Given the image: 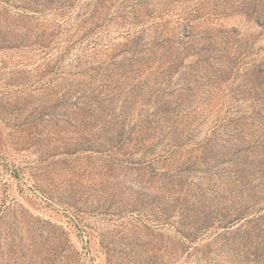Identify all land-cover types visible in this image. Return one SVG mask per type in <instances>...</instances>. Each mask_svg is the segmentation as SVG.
<instances>
[{
    "label": "rangeland",
    "instance_id": "374dc122",
    "mask_svg": "<svg viewBox=\"0 0 264 264\" xmlns=\"http://www.w3.org/2000/svg\"><path fill=\"white\" fill-rule=\"evenodd\" d=\"M97 1L0 0V264H29L19 257L29 250L31 264H56L60 228L76 264H131L119 243L124 254L110 256L104 232L114 238L132 218L133 196L144 209L133 242L145 249L134 264H255L253 249L207 248L222 225L182 249L171 224L182 229L176 198L189 185L214 205L209 172L259 133L250 113H264V0ZM132 9L136 24L122 19ZM128 31L150 52L131 54ZM130 59L145 61L137 77ZM164 98L159 133L150 114ZM259 213L264 197L246 215Z\"/></svg>",
    "mask_w": 264,
    "mask_h": 264
},
{
    "label": "trees",
    "instance_id": "16d2710c",
    "mask_svg": "<svg viewBox=\"0 0 264 264\" xmlns=\"http://www.w3.org/2000/svg\"><path fill=\"white\" fill-rule=\"evenodd\" d=\"M105 1L106 0H98L96 6L101 4L104 5ZM140 15L141 14L139 10L132 9L130 12H128V16L124 14L122 19L125 20L126 23H131V19L133 20L131 24H136V22L139 21ZM129 27H132V25ZM141 33L142 32L138 31H128L126 33L127 35H125L127 43H132L135 46L133 48H128L131 54L136 55L135 52H141V54L150 52V49L141 51L143 45H149L145 39H143L142 42L135 41L141 37ZM185 36L186 38L189 37L188 34ZM128 61L129 73L133 74L134 77H137L141 71V68L145 64V61H138L134 59H130ZM156 105L159 107L157 108V111L150 114V118H152L151 121H153V119L156 117L154 123L156 126H158L159 133H161L163 131V127H165L166 123H168V121L162 116L164 108H166L168 105V101L164 98V100L157 101ZM250 115L254 122L256 118L254 126L257 127L256 130L259 133L255 134L253 137H251L249 134H245L246 137L244 136V138H242V149H236L235 153L232 154V158L227 161L229 163V167H218L213 169L209 172L208 179L205 181L206 193L215 195L212 198L213 200L210 198L207 202H214V205H207L205 199L200 197L198 192L193 190L192 186L190 185L183 191L182 198H176V200L179 201L178 212L180 214V221L178 224L181 225L182 229L173 224H171V226L174 228L176 235H179V237H183V239L186 240H182L181 242L182 249L183 246L187 247L189 243H193L196 239H202V237L205 235H211L212 230L210 229H213V227H215L214 225L218 224L219 226L222 225V229H226L227 232H213L212 236L210 237L211 241L205 243L207 248L214 247L218 250L227 248V250H229V252L232 254L239 252L240 254H244L249 249H253L255 253L251 254L254 258L252 261L255 264H257L260 258L264 257V214L260 215L259 213V215H252L255 216L254 219L246 215L248 211L257 209L260 200L264 197V113L262 112L260 114V112L252 110ZM149 121L150 120L147 122L149 123ZM231 121L236 120L231 119ZM221 126V122L216 120L214 128L219 129ZM234 136L235 135H228V137L232 138H234ZM123 142V139L118 141L119 144ZM206 142L208 143V140ZM149 143L150 142L146 141L145 139L142 141L141 139H135L133 144H135L134 146L139 149L145 148L148 150L149 147L146 144ZM170 146H172V150L180 149V144H174L170 142ZM172 153L173 151L168 153L167 158L169 161L173 160V162H176L177 165H175V169L169 172V174H173V176H175L178 175L183 166L180 164V162H182L181 157H176V155H173ZM213 153H217V149L209 150V155L207 156L208 160L211 158L210 154ZM202 160H205V156ZM206 172L207 171H205V173ZM231 185H234V187L239 190L237 192L241 194L236 193V189L230 190ZM133 197V206L136 207V209L127 210L130 215H133L132 218L126 222L116 225V227L112 229L113 231L109 232L110 234H113L112 237L114 238H110V235L104 232V236L107 237L105 248L108 250L110 256L115 258L121 256V254H124L123 252H125V249L118 250V247L115 244L119 243L122 247L128 248V253H132L131 259L129 261L131 264L136 262L134 258L140 255L139 252H145V249H142L140 244L133 242V240L138 237L142 231L143 225L137 226V224L140 222L142 214L144 213V209H142V203L137 201V196ZM9 209L10 208H4L2 211V213L4 212V216L9 211ZM164 212L166 211H163L161 214H165L166 216L167 213ZM118 215H121V213ZM160 221L161 224H167L165 218L160 219ZM31 225L32 228L35 226L37 227V224ZM234 227L236 229L232 231ZM42 230L45 231V236L52 235V231L49 229L43 227ZM128 233H132L134 237ZM55 239L57 242L56 246L59 247L58 253L56 255L58 262L56 264H74L76 262L74 257L75 253L77 254V252L70 251L71 244L63 228H60V233ZM115 239H117L118 242H115ZM32 251L33 250H29V252L25 251L24 253L20 254L19 257H23L24 261L27 263H32L34 261L32 260ZM190 252L191 251H187L186 253L188 254ZM177 253V251L173 252L172 259L177 258ZM12 254L15 255L16 253L12 251ZM195 257H197V259L200 258L198 255H195ZM132 259H134V261ZM120 261L122 262V260ZM48 262L49 264H52L54 261L49 260Z\"/></svg>",
    "mask_w": 264,
    "mask_h": 264
}]
</instances>
